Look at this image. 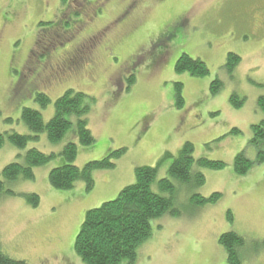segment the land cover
I'll return each instance as SVG.
<instances>
[{
    "label": "rangeland",
    "instance_id": "rangeland-1",
    "mask_svg": "<svg viewBox=\"0 0 264 264\" xmlns=\"http://www.w3.org/2000/svg\"><path fill=\"white\" fill-rule=\"evenodd\" d=\"M143 2L136 29L127 28L124 35L118 30V36L109 38L112 51L102 47L96 60L83 63L76 76L59 83L54 79L48 88H33L32 67L38 61H25L33 39H24L20 26L43 10L35 9L34 0L0 1V29L5 12H32L30 18H10L11 23H22L10 24L0 39V133L30 135L22 119L24 108L40 111L49 122L56 100L74 90L90 100L84 118L95 138L93 145L82 146L76 134L78 118L71 116V128L57 143L42 133L26 149L9 142L0 148V174L9 164L23 162L30 148L58 155L35 168L33 180L19 178L6 184L0 194V250L28 264H85L75 252V241L86 212L134 184L139 166L159 167L152 189L161 194L159 180L168 177L174 159L191 142L196 159L222 161L225 167H195L204 176L203 185L174 180L179 216L167 213L152 221V236L138 248L133 264H230L218 241L229 231L245 239L242 264H264V139L257 140L253 131L264 120L258 106L264 96V0ZM163 37L170 40L167 47ZM229 53L241 57L232 74L226 68ZM183 54L205 62L209 75L177 73L175 65ZM216 79L223 86L212 95ZM177 84L183 85L181 104ZM38 93L50 97L47 108L41 106ZM233 94L238 101L243 99L241 107L231 103ZM232 129L238 132L230 133ZM68 143L78 146L79 168L112 151L126 153L115 160L113 170L93 173V190L88 191L83 181L70 190H57L49 173L65 163L61 153ZM239 154L251 164L241 175L234 169ZM213 193L222 195L216 203L196 207L188 202L192 194ZM28 194L40 197L37 206L27 201Z\"/></svg>",
    "mask_w": 264,
    "mask_h": 264
},
{
    "label": "trees",
    "instance_id": "trees-1",
    "mask_svg": "<svg viewBox=\"0 0 264 264\" xmlns=\"http://www.w3.org/2000/svg\"><path fill=\"white\" fill-rule=\"evenodd\" d=\"M66 1V0H63ZM241 63V57L235 53H229L226 68L233 73ZM177 73H189L192 76L206 77L209 69L201 59H194L183 54L175 65ZM134 76L130 78L133 84ZM223 83L216 79L211 87L212 95L220 92ZM182 84H177V96L179 104L183 102ZM35 88V87H33ZM40 104L47 108L51 99L46 93H38ZM37 94V95H38ZM238 95L231 96V103L235 108L243 104L238 101ZM88 96L82 92L68 90L55 102V115L45 122L40 111L32 108H24L22 119L25 121L30 135H23L15 131L0 133V148L7 142L19 149H26L31 141L39 140V135L47 134L52 143L59 142L66 132L71 128L69 118L76 116L79 142L82 146H91L95 138L88 128V122L84 118L90 111ZM258 106L264 114V96L258 99ZM255 137L259 141L264 139V120L253 127ZM238 129H232L230 133H237ZM229 133V134H230ZM126 153L125 149L112 151L105 158L88 162L84 167L75 166L78 156L76 143H68L61 156L65 163L53 168L49 173V182L57 190H70L83 181L87 190L94 189L93 173L95 171L113 170L115 160ZM195 146L186 142L178 156L174 159L168 171V177L158 182L161 194L152 189L157 181L159 167L139 166L135 169L136 181L125 187L118 197L112 201L105 202L98 208L86 212L81 229L76 237L75 252L85 264H120L127 260L134 263L137 250L147 239L152 236V221L171 213L174 217L179 216L180 210L177 201V190L174 180L187 186L203 185L205 182L203 174L195 167L211 170H221L225 167L222 161L209 160L194 157ZM57 154L45 153L37 148H30L23 156V162H13L6 166L0 174V194L5 192L6 184L17 181L19 178L33 180L34 169L50 163L57 158ZM243 154H239L235 161V172L239 175L245 174L250 169V162ZM260 159L261 156H260ZM197 165V166H195ZM12 193V192H10ZM221 193H213L209 197L192 194L188 198L192 206H205L220 200ZM26 199L29 203L37 206L40 197L37 194H28ZM177 204V205H176ZM219 244L228 254L230 264H242V250L245 247V239L234 231H229L220 236ZM0 264H28L25 260H17L0 250Z\"/></svg>",
    "mask_w": 264,
    "mask_h": 264
},
{
    "label": "flooded vegetation",
    "instance_id": "flooded-vegetation-1",
    "mask_svg": "<svg viewBox=\"0 0 264 264\" xmlns=\"http://www.w3.org/2000/svg\"><path fill=\"white\" fill-rule=\"evenodd\" d=\"M34 1L35 9L38 12L43 10V14L39 13L35 19L28 20L29 24H24L11 23L10 18H30V10L5 12L0 39L10 24L13 26L22 23L20 29L24 39H33V50L25 61H38L32 67L31 85L35 88H47L52 85L54 79H58L56 82L59 83L72 75L76 76L83 69V63L96 60L102 53V47L112 51L109 38L118 36V30H122V35L126 33L127 28L133 32L142 12L139 3L147 0ZM53 3H56L55 7ZM115 7L120 9L116 10ZM161 39L165 40L163 44L167 47L169 38ZM22 41L23 38L18 40L19 43ZM132 58L133 55L130 60Z\"/></svg>",
    "mask_w": 264,
    "mask_h": 264
}]
</instances>
